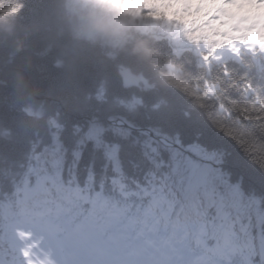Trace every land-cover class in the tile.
<instances>
[{"label":"snow or ice","instance_id":"obj_1","mask_svg":"<svg viewBox=\"0 0 264 264\" xmlns=\"http://www.w3.org/2000/svg\"><path fill=\"white\" fill-rule=\"evenodd\" d=\"M222 3L264 18V0ZM230 63L215 108L241 121L227 106L264 107V58ZM243 122L261 133V117ZM36 249L46 264H264V165L184 113L81 114L27 145H0V264H34Z\"/></svg>","mask_w":264,"mask_h":264},{"label":"trees","instance_id":"obj_2","mask_svg":"<svg viewBox=\"0 0 264 264\" xmlns=\"http://www.w3.org/2000/svg\"><path fill=\"white\" fill-rule=\"evenodd\" d=\"M168 16L197 20L196 52L172 46ZM258 18L241 19L222 0H0V145H27L81 114L106 121L184 113L242 141L264 165V123L254 136L243 122L264 121V107L228 104L241 121L215 108L224 61H236L230 70L254 62L245 45L262 33ZM262 50L258 43L255 56ZM124 67L145 81L125 86Z\"/></svg>","mask_w":264,"mask_h":264},{"label":"water","instance_id":"obj_3","mask_svg":"<svg viewBox=\"0 0 264 264\" xmlns=\"http://www.w3.org/2000/svg\"><path fill=\"white\" fill-rule=\"evenodd\" d=\"M123 79L126 85L133 86L135 83L139 82L140 78L137 74L133 73L130 68H125L122 70Z\"/></svg>","mask_w":264,"mask_h":264}]
</instances>
